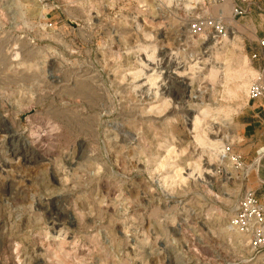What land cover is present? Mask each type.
<instances>
[{"label": "rangeland", "instance_id": "1", "mask_svg": "<svg viewBox=\"0 0 264 264\" xmlns=\"http://www.w3.org/2000/svg\"><path fill=\"white\" fill-rule=\"evenodd\" d=\"M214 18L231 41L191 33ZM240 27L213 0H0V264H264L229 228Z\"/></svg>", "mask_w": 264, "mask_h": 264}, {"label": "crops", "instance_id": "2", "mask_svg": "<svg viewBox=\"0 0 264 264\" xmlns=\"http://www.w3.org/2000/svg\"><path fill=\"white\" fill-rule=\"evenodd\" d=\"M261 1L263 0H250L249 12L245 16L238 17L240 32L244 37V56L247 57L252 69V77L264 74V47L260 44L264 39V10L261 13L262 9L257 5ZM253 5L255 10H252ZM226 6L231 12L232 4ZM230 21L232 22V18ZM229 32L235 35V32ZM232 145L233 151L242 154L245 158L248 187L256 191L257 196L264 202V99L247 98L236 116Z\"/></svg>", "mask_w": 264, "mask_h": 264}, {"label": "built area", "instance_id": "3", "mask_svg": "<svg viewBox=\"0 0 264 264\" xmlns=\"http://www.w3.org/2000/svg\"><path fill=\"white\" fill-rule=\"evenodd\" d=\"M218 5H225L233 1L232 11L235 17L245 16L249 12L250 0H213ZM222 17V16H220ZM191 33L194 36L212 35V37L225 36L227 30L223 24L222 18L203 19L194 23L191 27ZM264 47V39L261 41ZM248 99H264V74H259L258 78L251 82L248 89ZM226 154L232 163L236 172H242L246 178L245 172L247 164L242 154L233 151V145H228L225 149ZM229 228L246 241L248 247L254 252L264 250V202L257 196L253 189H246L236 211L229 219Z\"/></svg>", "mask_w": 264, "mask_h": 264}, {"label": "bare ground", "instance_id": "4", "mask_svg": "<svg viewBox=\"0 0 264 264\" xmlns=\"http://www.w3.org/2000/svg\"><path fill=\"white\" fill-rule=\"evenodd\" d=\"M230 3L232 4V7H233V1L228 2V3L225 4L224 6H226V5L230 4ZM228 34H229V32H227V34H226L225 36H223L222 38L220 37V38H221V39H225V37L228 36ZM232 35H233V33L230 34V37H229L228 41H231V40H232V38H233ZM215 39H217V38H215ZM214 41H215L214 38H211V39L209 40V44H213ZM172 73H173V72H172ZM174 73H175V72H174ZM173 75H176V74H173ZM253 75H254V74H253ZM177 78H179V77L177 76ZM257 78H258V77H257ZM225 152H226V151H225ZM225 152L223 151V155H226Z\"/></svg>", "mask_w": 264, "mask_h": 264}]
</instances>
